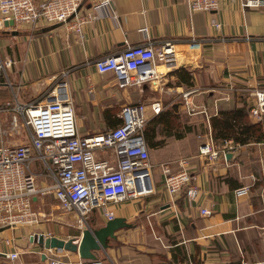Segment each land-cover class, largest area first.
<instances>
[{"label":"crops","instance_id":"1","mask_svg":"<svg viewBox=\"0 0 264 264\" xmlns=\"http://www.w3.org/2000/svg\"><path fill=\"white\" fill-rule=\"evenodd\" d=\"M95 1L80 4L79 11L96 15L83 24L81 33L70 27V21L11 25L0 15V61H11L0 82V106L8 100L22 104L48 100L65 83L82 135L120 124L119 112L126 103L147 104L150 119L157 114L149 107L154 101L160 102L158 113L170 109L183 129L186 125L192 129L180 138L163 134L164 143L148 149L154 192L112 207L115 216L124 217L132 227L115 231L108 246L95 252L96 260L102 264H264V117L249 115L255 91L264 90V5L243 7L240 0H222L217 10L207 12L190 11L187 0H112L94 10ZM148 42L156 47L169 42L176 57L171 66L159 64L162 74L157 86L120 87L111 72L95 69L98 58ZM190 106L195 113L189 112ZM243 106L256 125L254 138L246 144L236 142L234 151L215 160L200 155L199 145L211 130L210 117ZM213 141L216 148L223 144V140ZM180 157L188 158L199 189L190 202L184 191L171 197L163 187L162 164ZM243 186H248V192L237 196L235 190ZM42 200L33 198V203ZM201 209L211 213L203 215ZM96 213L89 217V228L106 222ZM43 223L26 225L37 226L36 230L0 229V264H45L48 251L32 236L78 238L82 230L75 224L74 233L53 232L40 227ZM13 251L18 257L10 260L5 253ZM68 258L81 259L72 251Z\"/></svg>","mask_w":264,"mask_h":264},{"label":"built area","instance_id":"2","mask_svg":"<svg viewBox=\"0 0 264 264\" xmlns=\"http://www.w3.org/2000/svg\"><path fill=\"white\" fill-rule=\"evenodd\" d=\"M112 0H96L92 8L110 5ZM222 0H187L190 11H214ZM243 7H259L264 0H240ZM82 0H0V15L4 21L30 26L71 22L76 33L86 21L96 18L93 12H81ZM212 22L218 26L215 20ZM173 46L152 43L127 45L123 50L104 55L94 62L100 73L111 72L120 87L156 85L161 72L159 64L175 63ZM10 60L0 61V79L6 74ZM59 92L43 101L20 103L8 100L0 106V229L37 225L45 214L33 208V198L52 195L58 207L75 218L80 229L88 228L93 211L105 220L115 218L112 207L127 200L153 193L152 164L144 139L147 104L126 103L119 112L121 122L112 129L82 135L78 133L74 105L65 83ZM157 86V85H156ZM255 101L249 115L264 117V90L254 93ZM153 113L161 109L160 102L149 104ZM189 112L195 113L193 107ZM4 115H9L5 119ZM5 121L7 126L5 128ZM4 137L11 139L6 142ZM199 154L215 160L226 151H234L237 143L223 140L215 147L211 132L205 133ZM13 139V140H12ZM172 164L177 169L172 170ZM163 187L169 196L185 192L188 202L199 192L189 161L180 157L162 164ZM131 184V185H130ZM248 186L235 190L246 194ZM209 215V209H201ZM52 237L50 233L44 235ZM77 241V240H75ZM45 264H102L99 260L71 261L68 250L48 248ZM63 253V254H62ZM78 254V253H77ZM14 260L18 252L5 253Z\"/></svg>","mask_w":264,"mask_h":264},{"label":"trees","instance_id":"3","mask_svg":"<svg viewBox=\"0 0 264 264\" xmlns=\"http://www.w3.org/2000/svg\"><path fill=\"white\" fill-rule=\"evenodd\" d=\"M3 78V77H2ZM2 78L0 82H2ZM5 104V103H4ZM248 108L235 107L228 110H220L210 117L211 136L213 140L232 139L240 144H246L249 139L254 138L257 132L256 125L248 119ZM178 115L170 110H161L144 123V139L147 148H156L164 143V135L174 134L177 138L182 137L183 132H190L192 129L189 125L182 128ZM159 134H164L163 139L157 138ZM205 138L201 141L202 144ZM149 151V150H148Z\"/></svg>","mask_w":264,"mask_h":264},{"label":"water","instance_id":"4","mask_svg":"<svg viewBox=\"0 0 264 264\" xmlns=\"http://www.w3.org/2000/svg\"><path fill=\"white\" fill-rule=\"evenodd\" d=\"M9 23L12 25L13 21ZM231 153H227L229 157ZM124 227H132L124 217H115L107 220L103 225L96 228H83L80 235L68 239L58 237H45L43 234H35L32 240L38 242L42 247L48 248H62L68 251L76 252L83 259H96V251L105 249L109 238H115V231ZM77 240V241H75Z\"/></svg>","mask_w":264,"mask_h":264},{"label":"rangeland","instance_id":"5","mask_svg":"<svg viewBox=\"0 0 264 264\" xmlns=\"http://www.w3.org/2000/svg\"><path fill=\"white\" fill-rule=\"evenodd\" d=\"M6 126H7V123L5 125V128ZM4 140L8 143L10 142L11 139L9 140L4 137ZM33 208L36 210H40L42 213L45 214V220H43V222H46V223H43V225H40V227L51 229L53 232L60 231L65 234H67V232L74 233L76 231L75 218L70 213H67L63 211L62 209H60L58 207L57 201H55L52 196L44 195L43 200L41 202L33 203ZM96 214H97L96 211H93V213L91 214V217L92 218L95 217ZM23 227L27 229H34V230L39 229V228H34L37 226H26L25 225ZM96 259H93V260H96ZM85 261H88V259H86Z\"/></svg>","mask_w":264,"mask_h":264},{"label":"bare ground","instance_id":"6","mask_svg":"<svg viewBox=\"0 0 264 264\" xmlns=\"http://www.w3.org/2000/svg\"><path fill=\"white\" fill-rule=\"evenodd\" d=\"M131 185V184H130Z\"/></svg>","mask_w":264,"mask_h":264}]
</instances>
